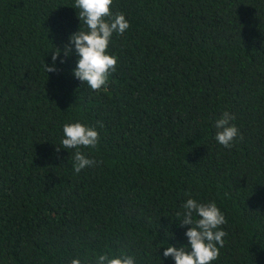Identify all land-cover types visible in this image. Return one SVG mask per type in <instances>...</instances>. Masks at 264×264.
<instances>
[{
  "label": "trees",
  "instance_id": "1",
  "mask_svg": "<svg viewBox=\"0 0 264 264\" xmlns=\"http://www.w3.org/2000/svg\"><path fill=\"white\" fill-rule=\"evenodd\" d=\"M75 2L0 0V264H175L163 252L189 244L190 198L227 221L211 264H264V0H113L130 26L99 91L73 75L74 45L45 70L87 31ZM225 111L231 148L215 138ZM74 122L99 133L78 174L75 149L57 152Z\"/></svg>",
  "mask_w": 264,
  "mask_h": 264
},
{
  "label": "clouds",
  "instance_id": "2",
  "mask_svg": "<svg viewBox=\"0 0 264 264\" xmlns=\"http://www.w3.org/2000/svg\"><path fill=\"white\" fill-rule=\"evenodd\" d=\"M112 4L113 0H76L74 8L80 10L77 12L78 19L84 22L87 31L80 28L69 37V42L63 50L55 48L51 56L52 65L45 63L47 73L58 71L56 61L61 52L63 51L66 58L71 56L74 45L79 59L73 75L93 91L101 90L108 83V78L116 71L118 62V57L108 52L111 38L114 34L123 35L130 26L123 13L112 12ZM64 62L66 61H61ZM235 118L234 114L225 111L215 123L217 129L215 138L226 148H231L237 137L243 139L239 128L231 123ZM63 133L62 146L57 147V152L60 148L75 149V152L71 153V158L74 160V171L77 174L97 163L80 151L81 147L97 146L99 133L95 127L74 122L65 124ZM182 207L184 211L177 213L178 216H182L179 226H191L186 232L189 244L179 248L170 245L166 247L163 256L172 258L175 264H211L219 257L220 249L224 246V237L227 235L226 231L221 229V226L227 223L224 213L214 201L200 203L190 198ZM70 264H135V259L126 253L119 256L100 254L94 259L77 257L72 259Z\"/></svg>",
  "mask_w": 264,
  "mask_h": 264
}]
</instances>
